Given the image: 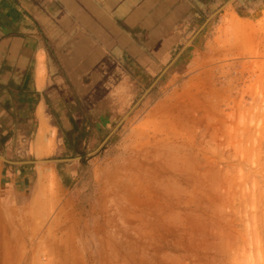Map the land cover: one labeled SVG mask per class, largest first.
Listing matches in <instances>:
<instances>
[{"label":"crops","instance_id":"1","mask_svg":"<svg viewBox=\"0 0 264 264\" xmlns=\"http://www.w3.org/2000/svg\"><path fill=\"white\" fill-rule=\"evenodd\" d=\"M257 12L264 0H0V264H90L80 254L106 247V211L142 189L116 177L160 136L141 127L172 119L175 131L191 64ZM83 170L81 218L65 210Z\"/></svg>","mask_w":264,"mask_h":264},{"label":"rangeland","instance_id":"2","mask_svg":"<svg viewBox=\"0 0 264 264\" xmlns=\"http://www.w3.org/2000/svg\"><path fill=\"white\" fill-rule=\"evenodd\" d=\"M254 16L250 23H225L216 55L191 64L188 72L195 76L173 98L175 131L172 119L141 127L160 136L142 140L138 157H124L130 167L116 177L142 189L126 192L129 203L106 211L112 218L96 229L99 235L107 229L106 247L81 253V261L264 264V13ZM104 147L93 164L97 169ZM74 175L80 201L65 213L83 218L91 179L87 170ZM97 175L103 178L96 174V182Z\"/></svg>","mask_w":264,"mask_h":264},{"label":"bare ground","instance_id":"3","mask_svg":"<svg viewBox=\"0 0 264 264\" xmlns=\"http://www.w3.org/2000/svg\"><path fill=\"white\" fill-rule=\"evenodd\" d=\"M39 76H42V75H41V69H40V71H39Z\"/></svg>","mask_w":264,"mask_h":264}]
</instances>
